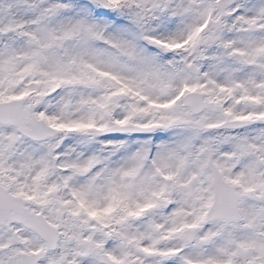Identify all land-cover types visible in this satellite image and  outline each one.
I'll use <instances>...</instances> for the list:
<instances>
[{
    "label": "snow or ice",
    "instance_id": "snow-or-ice-1",
    "mask_svg": "<svg viewBox=\"0 0 264 264\" xmlns=\"http://www.w3.org/2000/svg\"><path fill=\"white\" fill-rule=\"evenodd\" d=\"M0 264H264V0H0Z\"/></svg>",
    "mask_w": 264,
    "mask_h": 264
}]
</instances>
